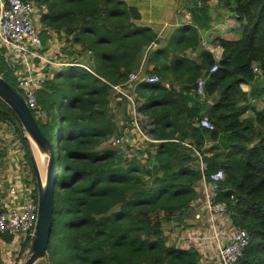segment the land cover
I'll use <instances>...</instances> for the list:
<instances>
[{"label":"trees","instance_id":"16d2710c","mask_svg":"<svg viewBox=\"0 0 264 264\" xmlns=\"http://www.w3.org/2000/svg\"><path fill=\"white\" fill-rule=\"evenodd\" d=\"M35 1L49 5L44 24L66 27L75 33L76 44L101 60L94 66L95 74L82 66L56 71L37 93L45 111L39 125L55 145L57 166L48 258L37 264H200L196 248L169 244L164 231L165 222L187 225L191 205L201 197L202 172L185 143L202 151L207 174L224 170L216 200L226 201L235 212L233 223L250 233V242L234 264H264V102L258 105L264 101V75L254 71L255 64L264 70V0H221L241 22L234 28L241 35L219 38L224 49L220 59L204 50L200 64L182 57L173 58L168 67L163 62L160 76L172 68L176 74L180 71L178 77L186 76L190 87L176 91L161 84L138 85L145 97L140 110L154 119L152 135L160 140L151 146L155 152L147 162L137 153L129 159L101 146L132 123L130 100H117L113 85L128 83L144 53L151 52L157 33L137 24L140 11L125 0ZM187 28L181 41L173 35L164 50L150 54L151 59L197 46V30ZM215 63L218 69L210 72ZM11 71L0 51V74L17 87ZM204 74L205 101L210 98L212 105L202 112L192 88ZM242 84L251 86L249 92ZM203 114L214 129L195 125ZM119 115L126 119L122 125ZM15 119L0 98V121L14 124ZM5 154L0 148V160ZM2 165L0 161V169ZM6 190L0 185V212L6 209L1 201ZM36 192L30 197L37 199ZM231 194L237 198L235 204ZM12 240L0 235V241ZM2 256L0 246V264Z\"/></svg>","mask_w":264,"mask_h":264},{"label":"crops","instance_id":"0c3cea01","mask_svg":"<svg viewBox=\"0 0 264 264\" xmlns=\"http://www.w3.org/2000/svg\"><path fill=\"white\" fill-rule=\"evenodd\" d=\"M29 1L35 2L37 4H45L47 6V11L43 13L42 17L35 20V25L39 30L41 37L43 36L44 38L42 52L45 53L46 57L56 62L60 61V65L63 66L64 62L61 61L70 60L66 65L82 66L90 73L95 74L94 66L99 65L101 60H95L92 50H85L82 45L76 44L74 42L75 33L71 35L67 31L66 27L54 29L43 23V18L49 13L50 10L49 5L46 2L38 3L35 0ZM125 1L137 6L138 10L140 11L141 19L137 21V24L139 26H147L152 28L158 35L157 40L154 42L151 48V52L144 53L140 66L134 69L130 75L132 73L142 75H159L158 71L164 68L163 62H166V66L168 67L171 66L173 62L172 59L178 57L186 58L189 61H192L193 64H200L201 54L204 50L211 51L216 59H220L224 49L223 46L218 43L219 38H235L234 35L239 33L235 32L234 28L240 26L241 22L231 14L230 10L222 4L221 0ZM232 20H237L238 25L233 27L230 23ZM187 27H192L197 30L199 39L197 46H189L183 52H178L182 54H178L177 52L166 54L164 52L159 53V57H153V59H151L150 54L153 51L157 52L158 50H164L167 44L170 43L173 35H175V39L181 41L179 38L180 36L182 38L186 35V33L183 31L188 30ZM192 41L194 42V37H192ZM0 51L6 63L10 66V68H12L11 72L15 79V70H29L34 77L38 78L39 80L40 78L43 79V81H40V89L45 80L52 79L55 75V71L51 70L52 65L44 60L30 56L28 57L30 62L28 65H26L24 64L21 55L16 51L7 53V48L1 44ZM165 58L167 59L166 61H164ZM62 68L63 67L59 68L58 70L63 71L66 66L64 69ZM121 70H123V68H121ZM163 72L165 75L161 77L166 82L170 83L174 90L181 91L184 87L191 86L186 80V76L178 77L181 74L180 71H177L176 74L175 72H172V68H169L168 70L165 69ZM140 83L142 82L130 81L129 79L127 84L120 85L127 87L128 91L130 90L129 93L136 101V111L141 115L144 123L148 124L146 126V131H148L154 138L152 135V129L155 126L154 119L140 110V106L145 102V97L139 93L137 88ZM242 87L246 91H249L251 88L249 84H243ZM206 97L202 98L198 96V98L201 100L200 109H202V112L206 111L210 105H212V100L210 98L205 101L207 99ZM121 98L122 96L120 95H117L116 97L117 100H121ZM129 102L133 121L134 109L131 106L132 102ZM0 123L4 124L8 134V139L5 146L6 154L0 160L4 163V169L0 173V185L4 186V181L2 178L8 182L6 186H4L8 189V191L6 190L8 195L5 198L3 197L1 201L4 203V207H10L20 204L25 198L30 196L34 198V191L35 189L37 190V184L29 151L25 145V141L21 137V133L17 131L15 124L10 123L5 125V122L1 121ZM195 125H197L196 119ZM119 136L124 138L125 144L128 146V148L133 150L135 154L137 153L141 157V161L144 162H147V159H149V153L155 152V146H151L156 145L160 141L155 138L154 139L157 140L156 142L142 141L132 127V123L129 124V126L124 130L123 134ZM19 140L23 142L25 147H21ZM152 162L153 159L150 161V164H152ZM7 177H13L15 180L9 182ZM12 193H14L16 197H9V194L12 195ZM21 196L28 197L22 198ZM193 223L194 221L192 219V224Z\"/></svg>","mask_w":264,"mask_h":264},{"label":"built area","instance_id":"2783aa9c","mask_svg":"<svg viewBox=\"0 0 264 264\" xmlns=\"http://www.w3.org/2000/svg\"><path fill=\"white\" fill-rule=\"evenodd\" d=\"M47 11L45 4H37L29 0H0V44L7 48V53L16 51L22 57L24 64L28 65V57H36L48 62L50 65L60 64L42 52L43 39L35 25V20L40 18ZM68 63H64L66 65ZM215 63L210 72L218 69ZM258 75H264L261 68L254 66ZM18 88L25 95L28 105L35 117L43 114L38 103L37 93L40 80L33 76L29 70H15ZM130 81H141L148 84H161L169 89L172 85L166 82L159 75L137 74L130 75ZM208 77L204 74L197 78L196 86L193 88L195 94L205 98ZM116 95L125 96L132 102L134 118L132 127L142 141L156 142L148 131L141 115L136 111V101L124 85H113ZM42 112V113H41ZM9 123V122H5ZM197 126L214 129V124L207 114L196 118ZM0 148L4 149L7 141V131L3 123H0ZM6 125V124H5ZM112 147L117 154L126 158H133L135 152L128 148L124 138L117 136L111 139ZM189 145L197 157V165L202 172L200 184L202 187L201 197L195 200L192 205V214L199 215L198 223L186 226L176 222L177 230L168 231L169 242L178 248H196L200 254V264H234L244 253L250 242V233L244 228L237 227L232 220L233 211L226 201L216 200L219 191V184L225 179V172L222 168L207 174L205 169L207 163L201 150ZM208 144H210L208 142ZM232 204L237 202L234 194L230 195ZM38 203L37 199L25 198L18 205L6 207L0 212V235H10L15 240L28 239L34 230L37 220ZM229 231V232H228Z\"/></svg>","mask_w":264,"mask_h":264},{"label":"water","instance_id":"95a60500","mask_svg":"<svg viewBox=\"0 0 264 264\" xmlns=\"http://www.w3.org/2000/svg\"><path fill=\"white\" fill-rule=\"evenodd\" d=\"M0 98L17 116L13 123L25 141L35 173L38 203L37 220L25 248L24 257L19 264H37L47 260L53 233L57 181L55 145L43 133L25 95L1 74ZM34 146L37 147L39 153L35 151ZM198 216L192 214L191 220L193 219L195 223H198Z\"/></svg>","mask_w":264,"mask_h":264},{"label":"rangeland","instance_id":"374dc122","mask_svg":"<svg viewBox=\"0 0 264 264\" xmlns=\"http://www.w3.org/2000/svg\"><path fill=\"white\" fill-rule=\"evenodd\" d=\"M145 1V0H144ZM154 1H156V0H154ZM42 17V16H41ZM40 17V18H41ZM231 23V25L233 26V27H235V26H237L238 25V21L237 20H232V22H230ZM237 35H234V37L235 38H239L240 37V35H241V33H236ZM44 35V34H43ZM45 36V35H44ZM42 39L44 40V38H43V36H42ZM44 42V41H43ZM72 60V59H71ZM68 61H70V60H66V61H61V62H64V63H68ZM255 65H257V64H255ZM65 66L67 67L68 65H60V64H56V65H52V68H51V70H53V71H60V70H58L59 68H61V67H63L62 69H64L65 68ZM259 66V65H258ZM261 68V67H260ZM261 70H262V72L264 73V70L261 68ZM15 84H16V86H17V88L19 87L18 86V82H17V78L15 79ZM243 85V84H242ZM244 89V88H243ZM246 91V90H245ZM249 92V91H248ZM264 101L262 100V101H260L259 102V104L258 105H262V103H263ZM43 113L45 112L44 110L42 111ZM41 112V113H42ZM248 114V113H247ZM246 114V115H247ZM37 115V117H36V119H37V121H38V123L40 124V123H42L43 122V117H44V114H42V115H38V114H36ZM48 118H50V116L49 115H47V119ZM118 121H119V123H120V125H122L123 124V121H125L126 122V119H123L122 117H121V115H119L118 116ZM5 124H10V123H5ZM131 124V123H130ZM1 125V124H0ZM15 130V129H14ZM12 131V130H11ZM113 137H117V135H114ZM113 137H111L107 142H105V143H103L102 144V146H101V148H111L112 147V144H111V139L113 138ZM19 139V138H18ZM19 143H20V145H21V147H23L24 145H23V142L22 141H20L19 140ZM18 144V143H17ZM34 145V144H33ZM25 147V146H24ZM5 148V147H4ZM34 148H35V151L37 152L38 151V149H37V147L36 146H34ZM5 150H6V148H5ZM38 153H39V151H38ZM3 165H4V163H3ZM2 165V167H1V171L4 169L3 166ZM7 179H8V181L9 182H11V181H14L15 179L13 178V177H7ZM2 180L4 181L3 182V185L4 186H6V184L8 183L6 180H4V178H2ZM8 194L6 193V194H4V196H2V198L4 197H6ZM16 197V195L14 194V193H12V195H10L9 194V197ZM22 198H25V197H28V196H21ZM235 213H233V215H234ZM233 220V219H232ZM176 222V221H175ZM175 222H165L164 223V231H165V234L167 235V238L169 239L170 238V235L168 234V231H176L177 230V228H176V223ZM186 223H187V225L186 226H189V225H191L192 224V220L190 219V218H188V220L186 221ZM229 232V231H228ZM25 241V239H21V240H15V239H13L12 241H10V242H4V241H0V246H1V253H2V259H3V263L4 264H19L20 262H21V259L24 257V254H25V249L23 250V248H24V246L22 245L23 244V242ZM169 244H171L170 242H169ZM213 264H219V263H213Z\"/></svg>","mask_w":264,"mask_h":264}]
</instances>
